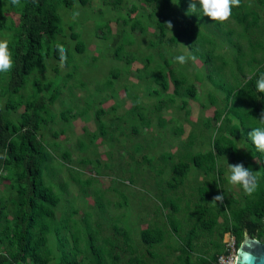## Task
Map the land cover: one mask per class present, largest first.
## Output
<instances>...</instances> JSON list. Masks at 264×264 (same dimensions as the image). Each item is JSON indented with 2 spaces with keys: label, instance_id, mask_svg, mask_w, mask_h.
Listing matches in <instances>:
<instances>
[{
  "label": "rangeland",
  "instance_id": "rangeland-1",
  "mask_svg": "<svg viewBox=\"0 0 264 264\" xmlns=\"http://www.w3.org/2000/svg\"><path fill=\"white\" fill-rule=\"evenodd\" d=\"M0 1L4 15L1 24L13 27L12 32L1 29L0 40L11 41L14 27L20 24L19 14L16 7H10L12 0ZM56 7L64 32L55 41L70 52L68 63L63 62L61 67V60L47 59L43 71L32 76L42 81V88H34L31 79L21 93L24 101L37 96L47 102L54 88L60 87L59 98L47 104L52 118L37 135L52 156L44 168L45 181L61 198L50 221L49 264L64 259L57 227L67 244L65 251L77 254L79 260L97 259L91 252L92 234L105 264H130L131 254L119 231L124 230L146 264H159V260L177 264L180 240L195 223L197 204L209 208L221 225L225 219L231 220L233 210L245 205L247 193L243 187L228 180L229 164H235L232 157H218L215 174H205L192 164L182 182L175 180L173 167L214 149L218 134L231 136L227 124L238 125L234 140L241 153L248 152L240 118L225 110L230 101L228 91L214 80L237 90L264 66V8L254 0H244L242 13L259 14L258 25L245 31L232 17L223 23L202 13L190 18L185 15L188 0H169L163 11L145 0H122L120 4L91 0L85 6L75 0L72 7L57 1ZM169 20L174 24L173 31L165 25L166 35L161 38L158 22ZM71 25L85 44L83 53L76 51L77 42L70 38ZM174 37H178L177 42H171ZM116 38L123 46L121 57L115 56ZM128 53L133 57L130 62ZM178 55L186 56L187 62H177ZM209 55L212 59L206 61ZM158 70L165 75L161 80H156ZM181 75L187 82L175 93V80H181ZM6 82L0 77V105L4 108L10 98L4 94ZM251 103L264 111L260 99L249 97L240 104L241 110L249 112ZM26 110V106H19L7 115L18 122ZM250 122L246 121L248 132L254 128ZM253 161L254 171L260 174V160L253 157ZM9 184L0 179V200L5 203L11 197ZM221 193L225 211H221L220 201H212ZM173 205L178 212L173 213ZM172 223L180 226L178 234ZM65 224L69 227L64 228ZM148 227L164 231L162 242L150 250L141 239V231ZM229 233L234 234L232 230L223 237L217 230L201 233L193 260L203 252L214 253V243H221L223 249ZM259 241L264 243V237ZM149 251L160 257L150 256ZM11 252L7 242H0V254ZM112 255H119V260L113 262Z\"/></svg>",
  "mask_w": 264,
  "mask_h": 264
},
{
  "label": "trees",
  "instance_id": "trees-1",
  "mask_svg": "<svg viewBox=\"0 0 264 264\" xmlns=\"http://www.w3.org/2000/svg\"><path fill=\"white\" fill-rule=\"evenodd\" d=\"M4 1V0H3ZM57 1L63 2L67 7L73 6L75 0H20V5L11 3L10 7H16L19 14L20 24L14 27L11 41H8V48L11 53L13 66L8 72H1V78L6 82L4 94L10 96L6 108L0 105V179L2 177L10 182L11 197L7 198V203L0 200V242H7L8 248L12 250L10 254H0V264H49L51 261V252L47 247L48 234L50 232V221L55 218L56 208L60 203V193L56 192L52 184H48L44 178V168L52 157L48 150L45 149L38 141V132L48 124L49 108L47 104L54 103L60 96V87H55L52 95L46 102L44 98L37 96L30 97L24 101L22 91L34 79V88H42V81L35 74L43 71L46 60L55 57L59 60L60 44L55 41L58 35L63 34L64 28L61 26L62 18L57 11ZM91 0H80L85 6ZM121 3L122 0H115ZM169 0H145L147 4H155L162 11L167 7ZM258 7L264 8V0H254ZM182 5V3H181ZM244 0H241L239 7L232 8L231 17L239 24L243 25L245 31L258 25L259 14L255 11L242 13ZM3 2L0 1V30L5 29L13 31V27L2 26L3 19ZM194 19V15L189 16ZM139 24V22H135ZM140 25V24H139ZM141 26V25H140ZM160 37L166 35V27L163 21L158 22ZM72 31L70 38L75 40L76 51L83 53L85 44L80 40V35L74 32V26H70ZM187 25L184 26V32L187 33ZM185 34V33H184ZM182 34H180L181 36ZM194 36V34H193ZM191 35V38L193 37ZM188 40L190 39L188 35ZM119 38L115 40V56L123 55V46L119 45ZM178 37L171 38V42H177ZM190 47V41H188ZM211 45L215 43L209 40ZM66 64L70 52L65 50ZM128 62L131 61L132 54H127ZM209 55L206 61H210ZM225 64V61L223 60ZM264 73V66L259 67L243 85L241 84L236 90L234 87H226L224 83H214L228 91L229 103L225 106L226 113L237 115L241 122L242 128L246 131L245 137L248 140L249 150L241 153L234 137L237 136L238 125L227 124V130L231 136L224 133L218 134L214 140V149L207 152L195 154L190 161H180L173 167L175 180L182 182L190 172L192 164L201 169L205 174H215L218 168V157L229 156L237 163H243L246 168L254 171L253 157L261 162V173L257 177V187L255 191L246 196L245 205L235 209L230 219H225L221 225L217 216L211 213V210L205 205L197 204L195 215L196 220L193 227L187 232L186 236L180 240V255L177 264H215L221 252L222 244L214 243L215 251L212 254L203 252L193 260L195 246L201 233L205 234L212 230H217L220 237L224 233L232 230L237 237L238 245H241L244 234L252 238L261 240L264 237V153L257 151L255 145L248 139L246 121L251 120L250 124L258 127V118L262 112L261 107L252 104L249 112H243L240 104L244 103L245 97L253 101L260 99L264 107V93L256 90V81L258 75ZM162 70L156 73V80L164 78ZM210 78L211 76L208 75ZM185 77L181 75V80H175V93H178L179 86L186 83ZM167 86L166 82H163ZM27 84V85H26ZM26 85V86H25ZM190 86L187 91L191 90ZM231 97V98H230ZM234 97L236 103L231 104ZM12 98V99H11ZM21 99V100H20ZM239 103V104H238ZM19 106H26L27 110L21 113L18 122H14L8 117V113L17 109ZM220 114L216 119L219 121ZM257 118V119H256ZM147 122L146 124H148ZM228 123H232L231 120ZM103 135H105V126L99 124ZM136 130V128H134ZM6 173V176H3ZM170 184V187H173ZM206 200V196L202 197ZM221 211H225L224 202H219ZM177 206L173 205V213L178 212ZM9 218V220H8ZM173 224L176 234L180 232V226ZM68 224L64 228H68ZM57 236L60 241V247L64 253V259L56 264H105L103 253L95 245L94 237L91 235V252L97 259L84 257L78 259L77 254H69L65 251L67 245L64 237H61L60 228L57 227ZM123 235L124 241L128 246L131 258L130 264H146V262L136 254L130 245L129 234L124 230H119ZM164 231L159 227H148L141 231L142 242L150 250L155 245L162 242ZM223 250V249H222ZM150 256L159 258L160 255L149 251ZM72 256V257H71ZM113 262L119 260V255H112ZM159 264H168L159 260Z\"/></svg>",
  "mask_w": 264,
  "mask_h": 264
},
{
  "label": "clouds",
  "instance_id": "clouds-1",
  "mask_svg": "<svg viewBox=\"0 0 264 264\" xmlns=\"http://www.w3.org/2000/svg\"><path fill=\"white\" fill-rule=\"evenodd\" d=\"M14 5H20V0H12ZM241 0H188V9L185 15L191 16L193 14L202 13L203 16L209 17L212 21L226 22L232 15V8L239 7ZM75 15H78L75 14ZM165 25L172 31L174 24L171 20L166 21ZM61 67L66 60L65 49L63 46H58ZM187 57L184 55H178L175 60L181 64L187 62ZM13 66L11 53L8 48V40H0V72H8ZM256 90L264 93V73L258 75L256 81ZM257 119V118H256ZM258 127L252 128V131L248 133V139L255 145L257 151L264 153V111L260 113ZM228 176L229 183L232 185H241L245 192L251 195L257 187L258 171H253L251 168H246L244 164H229ZM223 193L215 195L212 199L213 202H223Z\"/></svg>",
  "mask_w": 264,
  "mask_h": 264
},
{
  "label": "water",
  "instance_id": "water-1",
  "mask_svg": "<svg viewBox=\"0 0 264 264\" xmlns=\"http://www.w3.org/2000/svg\"><path fill=\"white\" fill-rule=\"evenodd\" d=\"M236 264H264V243L245 234L239 247Z\"/></svg>",
  "mask_w": 264,
  "mask_h": 264
},
{
  "label": "built area",
  "instance_id": "built-area-1",
  "mask_svg": "<svg viewBox=\"0 0 264 264\" xmlns=\"http://www.w3.org/2000/svg\"><path fill=\"white\" fill-rule=\"evenodd\" d=\"M239 247L236 235L227 234L223 240V252L219 255L215 264H236Z\"/></svg>",
  "mask_w": 264,
  "mask_h": 264
}]
</instances>
